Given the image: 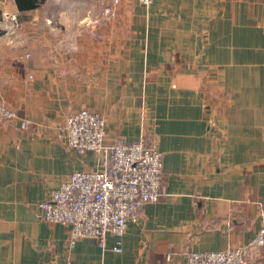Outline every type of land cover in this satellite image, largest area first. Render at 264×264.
<instances>
[{
    "label": "crops",
    "instance_id": "0c3cea01",
    "mask_svg": "<svg viewBox=\"0 0 264 264\" xmlns=\"http://www.w3.org/2000/svg\"><path fill=\"white\" fill-rule=\"evenodd\" d=\"M102 7L0 0V105L15 111L0 116V264H183L249 242L264 210V0ZM81 108L105 118L106 144L143 137L162 153L159 199L103 247L71 246L39 206L102 164L58 130ZM246 264H264V249Z\"/></svg>",
    "mask_w": 264,
    "mask_h": 264
},
{
    "label": "built area",
    "instance_id": "2783aa9c",
    "mask_svg": "<svg viewBox=\"0 0 264 264\" xmlns=\"http://www.w3.org/2000/svg\"><path fill=\"white\" fill-rule=\"evenodd\" d=\"M119 1L101 0V17L113 14ZM5 16L16 20L15 13L6 12ZM0 116L12 118L15 111L0 105ZM57 127L70 148L77 153H99L103 160L100 167L67 174L40 202L41 217L66 225L71 246L79 238H91L103 247L108 234L120 238L142 207L159 199L162 153L143 137L131 142L118 138L106 144L105 118L86 108L69 113ZM117 243L114 249L119 251L121 246ZM262 249L264 210L261 224L249 242L217 251H188L183 264H246L259 256ZM166 256L169 259L171 254Z\"/></svg>",
    "mask_w": 264,
    "mask_h": 264
},
{
    "label": "trees",
    "instance_id": "16d2710c",
    "mask_svg": "<svg viewBox=\"0 0 264 264\" xmlns=\"http://www.w3.org/2000/svg\"><path fill=\"white\" fill-rule=\"evenodd\" d=\"M17 8L19 10H25L30 9L33 7H37L41 3H43L45 0H14ZM2 31L0 30V33Z\"/></svg>",
    "mask_w": 264,
    "mask_h": 264
},
{
    "label": "rangeland",
    "instance_id": "374dc122",
    "mask_svg": "<svg viewBox=\"0 0 264 264\" xmlns=\"http://www.w3.org/2000/svg\"><path fill=\"white\" fill-rule=\"evenodd\" d=\"M95 20V19H94ZM94 20H92V21H94Z\"/></svg>",
    "mask_w": 264,
    "mask_h": 264
}]
</instances>
